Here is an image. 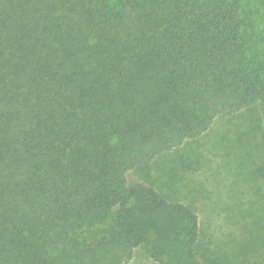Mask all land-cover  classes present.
I'll use <instances>...</instances> for the list:
<instances>
[{
	"label": "trees",
	"instance_id": "trees-1",
	"mask_svg": "<svg viewBox=\"0 0 264 264\" xmlns=\"http://www.w3.org/2000/svg\"><path fill=\"white\" fill-rule=\"evenodd\" d=\"M243 0H0V264H236L188 205L127 172L258 106ZM206 253V252H205Z\"/></svg>",
	"mask_w": 264,
	"mask_h": 264
},
{
	"label": "rangeland",
	"instance_id": "rangeland-1",
	"mask_svg": "<svg viewBox=\"0 0 264 264\" xmlns=\"http://www.w3.org/2000/svg\"><path fill=\"white\" fill-rule=\"evenodd\" d=\"M243 1L260 10L257 23L264 30V0ZM126 178L151 184L196 212L200 255L264 264V123L258 106L216 118L199 138L129 170ZM128 264L156 263L140 246Z\"/></svg>",
	"mask_w": 264,
	"mask_h": 264
}]
</instances>
